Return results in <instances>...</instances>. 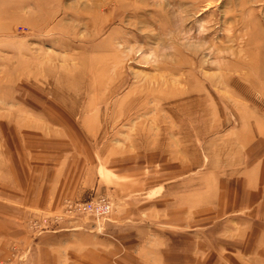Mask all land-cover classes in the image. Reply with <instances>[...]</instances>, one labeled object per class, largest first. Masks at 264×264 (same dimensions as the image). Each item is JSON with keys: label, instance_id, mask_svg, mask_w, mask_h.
<instances>
[{"label": "rangeland", "instance_id": "rangeland-1", "mask_svg": "<svg viewBox=\"0 0 264 264\" xmlns=\"http://www.w3.org/2000/svg\"><path fill=\"white\" fill-rule=\"evenodd\" d=\"M259 159L264 0H0V264H212Z\"/></svg>", "mask_w": 264, "mask_h": 264}, {"label": "crops", "instance_id": "crops-1", "mask_svg": "<svg viewBox=\"0 0 264 264\" xmlns=\"http://www.w3.org/2000/svg\"><path fill=\"white\" fill-rule=\"evenodd\" d=\"M244 182L245 186H243L245 188V192L247 193V199H244V202L237 201V204H232V207L233 210H237V208H244V216H235V220L242 219L243 222H247V225L244 226L242 236L238 237L236 236V233H229L230 236L225 237L224 241H221L223 245H221L222 247H219L217 250L216 247L213 246V250H210L209 252V255H211L209 257L213 259L212 264H264L263 159H259L254 165L247 160V180ZM242 202L243 207H241ZM80 221L81 220L71 221L72 223L69 222V224H78ZM82 223L86 229L88 226H92V222L90 224L87 220H83ZM79 224H81V222ZM75 229L76 228H71V230L65 232H58L55 236L58 244L62 245L64 240H68V248L73 251H76L77 247L83 246L81 251L84 252L85 255L90 253L100 254L101 252L98 253L99 251L106 249V241L104 238L100 237L101 234L97 235V233L92 231L91 233L76 232ZM77 240L80 242L76 243L78 242ZM246 242L247 244H245Z\"/></svg>", "mask_w": 264, "mask_h": 264}, {"label": "built area", "instance_id": "built-area-1", "mask_svg": "<svg viewBox=\"0 0 264 264\" xmlns=\"http://www.w3.org/2000/svg\"><path fill=\"white\" fill-rule=\"evenodd\" d=\"M80 210L88 211L90 214H107L111 209V204L105 197H98L82 203L78 206Z\"/></svg>", "mask_w": 264, "mask_h": 264}]
</instances>
